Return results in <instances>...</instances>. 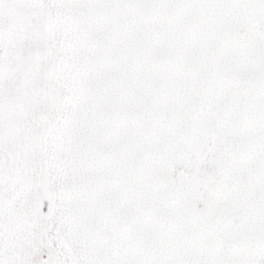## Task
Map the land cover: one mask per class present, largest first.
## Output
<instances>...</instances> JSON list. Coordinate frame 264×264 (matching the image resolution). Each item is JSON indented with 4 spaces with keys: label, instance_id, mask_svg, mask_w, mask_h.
<instances>
[{
    "label": "snow or ice",
    "instance_id": "obj_1",
    "mask_svg": "<svg viewBox=\"0 0 264 264\" xmlns=\"http://www.w3.org/2000/svg\"><path fill=\"white\" fill-rule=\"evenodd\" d=\"M0 264H264V0H0Z\"/></svg>",
    "mask_w": 264,
    "mask_h": 264
}]
</instances>
